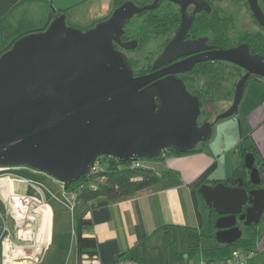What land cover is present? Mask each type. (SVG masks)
Listing matches in <instances>:
<instances>
[{"label": "water", "instance_id": "1", "mask_svg": "<svg viewBox=\"0 0 264 264\" xmlns=\"http://www.w3.org/2000/svg\"><path fill=\"white\" fill-rule=\"evenodd\" d=\"M158 1L136 5L125 0L86 30L68 26L65 14L58 13L43 30L18 37L0 53L1 167L24 166L73 182L101 155L127 161L151 159L171 148L190 151L210 140L218 120L236 113L245 82L251 76L264 78V59L245 43L211 48L206 38L185 39L192 17L206 6L200 0H169L180 7L178 28L154 60L153 71L133 74L115 44H120L125 22L157 8ZM247 2L264 29L257 0ZM189 4L194 8L187 14ZM205 61L230 63L244 73L230 106L213 121L198 124L200 101L176 75ZM244 167L246 181L237 177L199 187L218 215L214 236L220 244L237 242L243 227L257 224L264 211V188L252 152L245 153ZM247 181L256 187H243Z\"/></svg>", "mask_w": 264, "mask_h": 264}, {"label": "crops", "instance_id": "2", "mask_svg": "<svg viewBox=\"0 0 264 264\" xmlns=\"http://www.w3.org/2000/svg\"><path fill=\"white\" fill-rule=\"evenodd\" d=\"M115 1L0 0V53L18 37L43 30L58 13H64L69 21L73 17L74 24L81 21L79 18L99 12L100 4L109 6L106 15H97L83 25L84 29L90 28L98 19L110 15ZM245 83L236 113L214 124L209 141L198 144L194 152L163 153L147 161L160 178L130 197L110 200L100 195L81 199L77 193L65 191L58 180L23 168L26 178L40 183L48 206L44 211L46 220L42 217L39 223L45 242L38 264H115L124 260L197 264L228 257L236 247L216 241L214 224L212 228L210 222L211 207L200 195L199 187L240 177L235 170L241 162L244 166L241 152L248 148L256 149L258 165L264 170V79L251 77ZM13 186L20 193L34 192L27 185ZM0 213L8 224L10 218L5 210ZM262 215L255 224L252 243L238 248L252 252L246 264H264ZM1 224L0 221V234ZM1 259L0 256V262Z\"/></svg>", "mask_w": 264, "mask_h": 264}, {"label": "trees", "instance_id": "3", "mask_svg": "<svg viewBox=\"0 0 264 264\" xmlns=\"http://www.w3.org/2000/svg\"><path fill=\"white\" fill-rule=\"evenodd\" d=\"M121 1L122 0H116L115 5H119ZM260 4L261 6H264V1H260ZM210 16V18H194L193 27L198 34L204 35L211 32L214 35V42L217 44L218 48H229L230 46L238 45L241 42H246L250 53L264 54V37L262 34L246 30L244 32H235L231 36L229 33V28L233 26L231 25L233 24L231 17L221 16L219 11ZM177 22L178 18L175 13H165L162 11L155 14L154 12H146L142 20V28L144 27L145 30L138 36H135L131 32L130 37H135L138 39V42L143 45L146 37L155 38L173 32L177 26ZM132 69L134 75L146 72V70H136L133 67ZM241 74L242 69L236 65L217 61L216 65L210 68H205V66L198 67L189 77V79L193 81H199L200 85H192L187 88L184 83L186 89L191 94H196L198 97L201 106L200 114L204 115L203 121L210 118V113L212 112V107L216 100V94L221 88L225 89L226 86V96L230 97V99L232 98L235 83L240 78ZM197 149L198 148L195 147L184 153L194 152ZM247 151H251L255 156L254 166L259 171L261 180L259 186L261 187L264 184V170L258 165L256 149L252 147L247 150H242V156H244ZM163 153L166 155L183 154L173 148L168 149L161 154ZM161 154L159 156H161ZM159 156L151 159L137 158L123 161L110 155H101L97 157L99 168L95 173L88 172L73 182H63L64 190L77 193L78 197L81 199H93L100 195L105 196L110 200H119L130 197L138 191L151 186L160 178V175L155 173L153 169L146 164L143 165V162L138 163L137 161H151ZM235 175H240L244 181L247 180L248 170L245 169L242 162L235 170ZM96 180L99 181L96 185L95 183L91 184ZM229 181L230 180H225L224 182L228 183ZM243 187L248 189L256 186L247 181L244 183ZM217 217L218 215L216 212L210 208V222L212 228ZM255 236V224H250L243 227L240 239L230 245L236 248H247L248 245L252 243Z\"/></svg>", "mask_w": 264, "mask_h": 264}, {"label": "built area", "instance_id": "4", "mask_svg": "<svg viewBox=\"0 0 264 264\" xmlns=\"http://www.w3.org/2000/svg\"><path fill=\"white\" fill-rule=\"evenodd\" d=\"M142 163V161H137ZM21 167V166H19ZM13 167H2L9 169ZM99 168V161L96 158L88 172L95 173ZM14 184H23L32 188L36 195H26L15 191ZM0 202L16 229V235L21 238V242L13 244L9 242V233L5 236L6 219L0 213L1 234H0V256L2 264H38L40 255L44 249L45 239L41 238L40 220L44 217V211L48 210L39 185L26 177L17 176L11 173H0ZM5 217V218H6ZM46 220V217H44ZM44 220V219H42ZM24 241V242H23ZM43 245V246H42ZM252 254L245 249L234 248L228 257L219 260L201 261L197 264H246V260ZM115 264H140L134 260L119 261Z\"/></svg>", "mask_w": 264, "mask_h": 264}, {"label": "rangeland", "instance_id": "5", "mask_svg": "<svg viewBox=\"0 0 264 264\" xmlns=\"http://www.w3.org/2000/svg\"><path fill=\"white\" fill-rule=\"evenodd\" d=\"M130 1H132L136 5H144V4H147L148 3L147 1H149V0H130ZM235 1L236 0H234L233 3L232 2L223 3L221 8L218 10L221 16L231 17L233 20V24H231L233 26H231V28H229L230 29L229 30L230 35L232 36L235 32H244L247 29H250V30L256 32L255 30H257V27L253 21L252 16L250 15V12H249L246 4L243 2H235ZM106 2H109V0H101V3L106 4ZM108 7L109 6H107V5L103 6L100 4V6H99L100 11L95 13V14L92 13L88 17L79 18L81 20L80 21L81 23L75 22L74 24H72L71 21L74 19L72 17L70 21L66 20V24L68 26L77 27L81 30H86L88 28L84 29L83 27H85V26H83V25L87 24L89 22L91 23L92 21H94V19L99 17L97 15H100V16L106 15V10H108ZM154 13L156 14V11H154ZM137 15H139V14H137ZM108 17L109 16H105V18H103V19L102 18L100 20L98 19L97 22L103 21V20L107 19ZM142 18H144V14L141 16L133 17L131 20H129L127 22V24L125 25L124 28L126 30H128L129 32H132L135 36H138L139 34L143 33V31L145 30L144 27L142 28V26H143ZM97 22H95L94 24H96ZM76 25H78V26H76ZM143 43L144 44L140 45L136 51H133V57H135L137 59L136 70L141 69V66H143V67L147 66L150 59L154 58L159 53L160 47L164 44V37H160V36L155 37V38L146 37L144 39ZM230 100H231L230 97H226V86H225V89L221 88L216 94V100H215L214 106L212 107V112L210 113L211 116H210L209 120H213L217 114L226 110L232 102V100L231 101ZM203 118H204V115L200 114L197 121L200 122L201 120H203ZM222 121H220V122H222ZM214 126H213V129H214ZM142 162H143V165H145V164L147 165V161L146 162L142 161ZM1 168L2 167L0 166V173L7 172V173H11V174H14L17 176L19 175L21 177H25L23 175V172H22L23 171L22 169L25 167H13V168L4 169V170ZM38 172L40 174L45 175L47 178H53L44 172H40V171H38ZM26 176H27V174H26ZM28 176L33 177L31 174H29ZM37 179H40L44 182L46 180L44 177L43 178L38 177ZM34 182H36V180ZM97 182H99V181H97V180L93 181L91 184L95 183V185H96ZM36 183L38 185H40L39 182H36ZM61 183L63 185V182H61ZM25 194L26 195H36L35 192L28 193V194L25 193ZM2 206L3 205H1V203H0V211L3 212L4 211L3 207L5 208V206H3V207ZM5 209H10V206L6 207ZM5 225H6L7 231L5 232L4 235L6 236L8 231L10 232V233L8 232L10 235L9 236V242H12L13 244H17L16 242H21V240H20L21 238H19L16 235V231H15L16 229L13 227L12 220L10 219L9 223L8 224L6 223ZM0 264H2V262H0Z\"/></svg>", "mask_w": 264, "mask_h": 264}, {"label": "flooded vegetation", "instance_id": "6", "mask_svg": "<svg viewBox=\"0 0 264 264\" xmlns=\"http://www.w3.org/2000/svg\"><path fill=\"white\" fill-rule=\"evenodd\" d=\"M123 1H125V0H122L121 2H123ZM152 1L153 0L147 1L148 2L147 4L151 3ZM200 1L204 2L206 4V6L205 5L201 6L199 8V11H197L194 14V16L192 17V21H191V24L189 26V29H188V31H187V33L185 35V39H188V40H196V39H199V38H206V41L204 43L205 45L211 46V48H218L217 44L214 42V40H215L214 39V35L211 32L209 34L201 35V34H198L195 31V29L193 27L194 18L195 17H199V18H204V17L210 18L211 17L210 15H213L215 12H217L221 8V6H222L223 3H225V2H232L233 3L234 0H200ZM260 1L263 2L264 0L263 1L262 0H257V3L259 5V7H260L261 11L264 14V6H261ZM235 2H243V3L246 4V6H247V8H248V10L250 12V15L252 16L253 21H254V23H255V25L257 27V30H255V31L258 32V33H260V34H262L263 37H264V29L258 24V22L255 20L254 16L252 15V13H251V11L249 9L247 0H236ZM207 6H208V8H207ZM193 8H194V5L193 4H189L185 8V12L187 14H189V13L192 12ZM154 11H156V14L158 12H162V11H164L165 13H175L176 17L178 18V22H177V26L173 30V32L168 33V34L163 35V36H160V37H164V44L160 47L159 53L154 58L150 59V61L148 62V65L147 66H145V67L141 66V69L142 70H146V72H144L142 74L150 73V72L153 71L151 69V67H152V64H153L154 60L157 58V56L160 54V52L165 47V45L167 44V42L170 40V38L176 32V30L178 28V25H179V22H180V18H181V13H180V7H179V5L173 3V2H171L169 0H159L158 1V7L157 8L143 11L139 15L136 14L133 17H135V16H141V15L145 14L146 12H151L152 13ZM133 17H131L129 20H131ZM129 20H127L125 22L124 27H125V25L127 24V22ZM142 20H143V18H142ZM124 27H123L124 32L120 36V44H115V48H117L119 51H121L122 53H124L127 56V59H128L129 64L134 69H136L137 59L135 57H133V51H136L141 44L138 42V39H136L135 37H130L131 32H129L128 30H126ZM247 30H250V29H247ZM250 31H252V30H250ZM241 43L247 44L246 42H241ZM233 46H236V45H233ZM230 47H232V46H230ZM188 56H190V55L178 57L174 61H172L170 63H167L165 65H162L159 68H163V67L167 66L168 64H171V63L176 62V61H180V60H182V59H184V58H186ZM261 56H263V59H264V54L261 55ZM216 63H217V61H205V62L195 63L190 70L185 71V72H182V73H179L176 76H178L179 78H181L183 80V82L186 84L187 88L189 86L191 87L192 85H196L197 86V85H200L199 84V81L196 82V81H193V80L189 79V77L193 74V72L198 67L205 66V68H210L212 66H215ZM243 73H244V70L242 69V74ZM142 74H138V75H142ZM251 77H255V76H251ZM262 79H264V78H262ZM193 95H196V94H193ZM202 121L203 120H201L200 122H198V124H200ZM209 121H212V120H209Z\"/></svg>", "mask_w": 264, "mask_h": 264}]
</instances>
